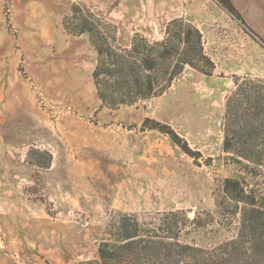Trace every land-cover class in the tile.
Returning a JSON list of instances; mask_svg holds the SVG:
<instances>
[{"label": "rangeland", "instance_id": "374dc122", "mask_svg": "<svg viewBox=\"0 0 264 264\" xmlns=\"http://www.w3.org/2000/svg\"><path fill=\"white\" fill-rule=\"evenodd\" d=\"M230 1L239 18L216 0H0V264L94 259L123 214L142 232L227 257L224 244L241 229L224 179L264 192V164L255 176L222 150L235 81L264 83V0ZM81 18L124 63L137 58L128 53L135 37L161 40L182 18L200 29L214 66L207 74L186 64L161 93L109 106L96 94L97 54L77 32Z\"/></svg>", "mask_w": 264, "mask_h": 264}, {"label": "trees", "instance_id": "16d2710c", "mask_svg": "<svg viewBox=\"0 0 264 264\" xmlns=\"http://www.w3.org/2000/svg\"><path fill=\"white\" fill-rule=\"evenodd\" d=\"M216 1L239 18L230 0ZM79 10L75 4L71 15L75 17ZM78 25L77 32L87 33L96 50L92 77L97 97L112 107L161 93L186 64L207 74L214 66L204 52L200 29L182 18H174L167 24L161 40L148 42L144 37H135L128 53L137 55V60L132 58L126 63L121 59L124 53H116L110 42L104 43L105 38L94 29L93 23L81 18ZM126 64L131 66L128 71ZM160 67L165 69L158 77L155 73ZM151 69L157 71L142 75V70ZM159 80L162 83L157 88L155 84ZM153 127L170 132L171 139L192 154L187 143L183 140L181 143V138L168 125L155 122ZM222 150L232 153L235 156L232 159L238 163L242 160L250 163L248 169L255 176L257 167L264 164V83L260 80L235 81L225 101ZM222 189L224 198L230 200L231 207L227 208H231L234 216L240 213L241 230L224 244L227 257L220 254L218 260L214 256L204 257L199 247L174 238L169 240L172 236L161 237L153 231L144 233L129 214H123L115 234L99 243L97 257L76 264H177L187 255L193 257L194 263L190 264H239L240 261L241 264H264V192L256 187L247 190L237 177L225 178Z\"/></svg>", "mask_w": 264, "mask_h": 264}]
</instances>
